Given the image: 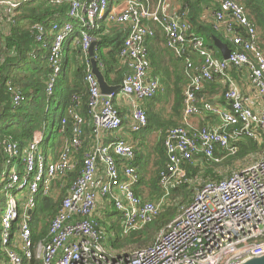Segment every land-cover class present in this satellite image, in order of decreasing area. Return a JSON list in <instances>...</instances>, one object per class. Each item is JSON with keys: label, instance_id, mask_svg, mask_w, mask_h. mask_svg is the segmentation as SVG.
Returning a JSON list of instances; mask_svg holds the SVG:
<instances>
[{"label": "built area", "instance_id": "built-area-1", "mask_svg": "<svg viewBox=\"0 0 264 264\" xmlns=\"http://www.w3.org/2000/svg\"><path fill=\"white\" fill-rule=\"evenodd\" d=\"M27 1L32 0H0V8L5 7L3 11L10 14ZM47 1L67 2L68 11L67 19L34 26V41L47 49L51 67L40 92L48 103L61 73L63 45L73 38L72 46L80 47L85 61L90 120L83 118L81 98L74 94L59 129L65 131L72 121L70 137L57 155L45 145L44 134L39 130L22 153L16 144H7V159L0 171V264H240L263 254L264 151L229 176L203 182L192 200L179 206L176 216L156 234L150 246L129 252L116 250L110 244L108 248L109 239L117 234L111 228L112 221H102L107 226L98 221L113 208L123 235H129L159 216L171 189L188 181L185 164H193L199 156L219 162L225 155L234 154L237 143L244 138L264 145V50L245 7L237 0H214L218 7L212 12L210 23L215 30H222L233 45L224 59L216 57L191 32L186 10L180 7L177 13H169L163 9L168 0H157L154 8L145 0H122L118 11L111 8L109 0ZM147 20L161 28L170 51L185 57L188 83L183 88L184 120L194 116L215 118L199 128L179 125L166 131L167 163L159 173L164 193L153 201L134 192L139 180L137 168L130 163L135 141L122 135L124 122L114 100L120 93L130 101L126 128L131 133L147 125L141 101L153 98L163 89L161 79L150 76L146 42L154 35V29ZM102 21L126 27L118 54L124 75L118 91L109 94L101 92L92 72L91 60L99 71L103 67L95 58L97 44L93 55H89V47L97 39L91 33ZM74 24L78 25L76 31ZM233 69L245 75L253 92L240 87L230 74ZM211 82L221 87L223 102L199 98V92ZM7 86L13 89L10 82ZM12 91L11 104L18 106L24 97L18 90ZM85 127L90 128L91 145L83 153L82 167L64 192L57 212L47 216V234L35 240L31 220L37 198L60 196L63 184L55 186L56 181L75 168L76 153L85 143ZM106 133L112 135L111 139H105ZM217 148L225 155L216 156Z\"/></svg>", "mask_w": 264, "mask_h": 264}, {"label": "trees", "instance_id": "trees-1", "mask_svg": "<svg viewBox=\"0 0 264 264\" xmlns=\"http://www.w3.org/2000/svg\"><path fill=\"white\" fill-rule=\"evenodd\" d=\"M150 1L155 2L157 0ZM181 2L183 7L185 6L188 9L191 32L201 37L205 45L213 50L216 57L220 58L221 55L213 44L214 37L220 39L226 43L229 48L233 49V45L223 36L221 31L215 30L211 23H203L200 20L202 6L206 3V0H181ZM67 11V2L62 4H50L47 0L22 2L19 6L14 8L10 14L0 11L1 17L6 19L8 24V30L0 33V171L2 170L1 164L3 162L5 163L7 159V153L5 151L7 144H16L17 150L22 153L24 148L32 140L34 132L39 130L44 133V128L48 123H50L51 126H56L57 133L60 136L58 145L52 148L49 147L50 136L45 140V145H48L51 151L53 150L54 152L56 149L55 147L61 145V137L62 139L63 137H65V139L70 137L72 121L68 122L65 131L60 132L59 129L61 127V119L66 114L67 107L72 105V95L78 94L80 96L82 102L80 113L86 121L89 122L90 120L86 108L88 90L84 80L85 61L80 47L72 46L73 38L70 39V37L63 45L64 58L61 63V73L56 79L54 91L48 103L43 93L40 92L44 88V83L46 79H48V75L51 74V67L46 58L47 49L37 45L34 41V35L36 33L34 26L39 23L46 24L50 20L67 19ZM145 22H150L149 24L154 29V35L149 37L146 42L151 64L150 75L158 76L161 79V83L163 84V96L169 97L171 108L168 118H164L157 112H146V110H144L147 116V125L157 126L161 129L165 128L164 137L160 142L161 146L164 148L166 131L171 127L184 125V123L181 122L183 119V116H181L183 108L182 86L185 82L188 83V77L187 79L186 77L185 79L182 78V76L178 74L177 69L176 72H173L174 74L172 73L173 69L179 67L185 74V64L181 62L182 57L172 55L166 47L163 48V46H161L165 44L166 38L157 24L150 20ZM77 29L78 25L74 24V30L76 31ZM241 31L242 29H239V32ZM91 34L97 38L95 58L103 65V67H101V73L104 82L109 86H115L119 89L124 75V67L120 63L118 54L125 33L119 31L117 26L109 28L104 22H100L98 29ZM262 34L264 38V31ZM76 35H74V37ZM159 46H161V48ZM263 47L262 44V49ZM31 54H34V58L31 57ZM232 72L235 73L237 71L233 69ZM7 82H10L12 88L21 92L24 97V100L18 106H13L11 104L13 89H8ZM182 83L184 84L182 85ZM118 89L116 91H118ZM214 120L215 118L210 116L201 121L202 124L205 125ZM202 124L199 126H202ZM86 131L88 132V129L85 127V133H87ZM85 137L86 141L84 147L81 148L75 156V168L56 181L55 186H58L60 183L63 184L60 196L56 199L41 196L37 198V207L34 210L31 221L33 239L35 240L43 238L47 234L48 223L46 221H48V219L46 218L43 223L42 218L57 212L64 192L71 185L82 167L83 153L91 145V142H88L89 135ZM59 151L57 153L54 152L55 155H57ZM263 151L264 145L258 144L251 138H244L237 143V149L234 154L225 155V153L219 151L218 148L215 150L216 156L225 155L224 159H226L221 162H215L211 159L199 156V160H196L193 164H185L186 178L188 181L171 189L170 196L165 200V205L159 216L141 229L133 231L129 235H124L123 239L119 240V244L112 239L109 240V244L112 245L113 248L122 249L124 252L150 246L154 242L157 232L166 228L167 224L176 216L178 213L177 206L179 204H188L192 200L195 190L203 182L221 180L229 176L234 170L232 168H226L229 171L223 173L221 168H225L226 166L232 167L234 162L239 160H241V162H247V156H254ZM164 152L166 154L165 148ZM130 163L133 165L134 161H130ZM165 166L160 167L156 171L155 177L150 180L151 190L149 192V198L143 199L153 201L162 197L164 189L159 184V173ZM199 179L200 183L194 188L190 181L195 180L197 182ZM137 183L135 184L136 186H138ZM136 186L134 192L139 196L141 192L138 191ZM2 205L3 201H0V210L2 209ZM112 215L113 214L109 212L106 217L111 219ZM98 221H101L102 225L107 226L106 222H102L105 221V219L102 220L99 217ZM111 221V228H114L116 231L118 229V219H112ZM39 222H42L41 227H39ZM151 224H153L152 227H149ZM33 264L40 263L33 262Z\"/></svg>", "mask_w": 264, "mask_h": 264}, {"label": "crops", "instance_id": "crops-1", "mask_svg": "<svg viewBox=\"0 0 264 264\" xmlns=\"http://www.w3.org/2000/svg\"><path fill=\"white\" fill-rule=\"evenodd\" d=\"M109 1L111 4V8H114L115 11L117 9L119 10V7L122 4V0H109ZM237 1L240 2L245 7V12H246L248 19L258 29H260L261 32H263L264 31V27H263L264 26V0H237ZM145 3L150 8H154L156 6V4H155L156 1L151 2L150 0H145ZM180 7H181L182 11L186 10V15H187V19H188V9L185 6L183 7L181 0H168L166 2V4L164 5L163 9L169 13H173V12L177 13V11H178V9H180ZM217 7H218V3L216 1L206 0V3H204L202 6V11L200 14V20L203 23H210L212 12L215 11L217 9ZM4 9H5V7H3V9H1V11H3ZM188 21H189V19H188ZM102 22H104L106 24L105 21H102ZM106 26L109 28H112L113 26H117L118 30L123 31L124 33L126 30L125 29L126 27L121 25V24L107 23ZM7 30H8L7 20L0 17V33L6 32ZM219 31H221L223 36L227 39L228 36L226 34H224L222 32V30H219ZM161 46H163V48L166 47L165 44H163ZM161 46H159V47L161 48ZM167 50L172 55H174V56L176 55L174 52L170 51L168 48H167ZM179 57H182L181 62L184 63L183 60L185 57L184 56H179ZM176 69L178 71V74H180L182 76V78L185 79V77H186V79H187V76L185 75L186 73L184 74V71H182V69L179 67L173 69L172 73L176 72ZM230 74L235 80L238 81L241 88L246 87L249 91L253 92L252 89H249V86L247 84V81H246L244 74H241L240 72L239 73L238 72H235V73L232 72ZM184 79H183V81H184ZM183 84L184 83H182V85ZM185 84H186V82H185ZM185 84L182 86V88H184ZM106 85L109 86L108 84H106ZM220 90H221V87H219L218 83H212V82L206 83L205 86L203 87V89L201 90L200 94H199V98L201 97L204 101L214 102V101L218 100V101L223 102V99L220 96ZM168 98L169 97H167V96H163V90H162L155 97L141 101V105L146 110V112L147 111L148 112H157V113L161 114L164 118H168L169 111L171 108V103H170L171 101ZM114 100L116 101V104L119 108L121 117H122L123 122H124V125L122 128V135L127 139H130V140L134 139V141H135V143H134V145H135L134 157L131 160V161H134L133 165L139 170V180L137 183L138 186H136V185L135 186H136V188H138V191L141 192V195H139V196L147 199V198H149V192L151 190V181L150 180H152L155 177L156 171L160 167H164L166 165V161H167L166 160V154L164 152V148L160 144L161 139L164 137V129L165 128L161 129L157 126L147 125V126L143 127L139 132L131 133L128 130V128H126V124L128 123V116H129L130 111H131L130 101L127 98L120 95V93H117ZM181 116H183L182 112H181ZM209 117L210 116H207L205 118H200V117L194 116V117H191V118L186 119V120H184V118H183L181 120V122L187 126L188 125L199 126L202 124V121H201L202 119L204 120V119L209 118ZM199 127H201V126H199ZM86 129H88V132L86 131L87 133H85V136L88 137V135H89V141H90L91 132L89 133L90 129L88 127H86ZM84 132H85V128H84ZM148 133L150 135V138L147 136ZM117 134H120V131ZM104 137L106 140H109V139H111L112 135L110 133H106ZM66 139H68V138H66ZM66 139H65V137H63V139L61 137V141H62L61 145L58 147H55L56 148L54 150L55 153H57L61 149V147L63 146ZM149 139L153 141V144L148 146L147 140H149ZM85 141H86V137H85ZM159 144H160V147H159ZM51 148H50V150H51ZM52 152H53V150H52ZM106 215L107 214H102V216H104V217H102V220L105 219V221H111L112 219L116 218V217L112 216L111 219H109L106 217ZM118 221H120L119 217H118Z\"/></svg>", "mask_w": 264, "mask_h": 264}, {"label": "rangeland", "instance_id": "rangeland-1", "mask_svg": "<svg viewBox=\"0 0 264 264\" xmlns=\"http://www.w3.org/2000/svg\"><path fill=\"white\" fill-rule=\"evenodd\" d=\"M0 10H1V8H0ZM0 17H1V15H0ZM2 18V17H1ZM256 29H257V32H258V35H259V40H260V43H261V46H262V44H263V46H264V38H263V34H262V32H261V30L260 29H258L257 27H256ZM263 49H264V47H263ZM163 90V89H162ZM161 90V91H162ZM159 93V92H158ZM44 140H46L49 136H50V138H49V147H53V146H56V145H58V143H59V141H60V136L58 135V133H57V130H56V126H51V124L50 123H48L46 126H45V128H44ZM149 138H150V135H149V133H148V135H147ZM151 144H153V141L152 140H147V145L149 146V145H151ZM248 158V160H246L247 162H241V160H239V161H235L234 162V164H233V166L231 167V166H226L225 168L223 167V168H221V170H222V172L224 173V172H228L229 170L228 169H226V168H229V169H233V170H236L237 168H239V167H241L242 165H245V164H247L248 162H252V161H254L256 158H257V155H254V156H252V155H250V156H247ZM226 159V158H225ZM225 159H223V160H225ZM222 160V161H223ZM1 182H2V176H0V184H1ZM191 182V184L193 185V187L194 188H196V186L200 183V179L196 182L195 180L194 181H190ZM181 205H185V204H179L178 206H177V210H179V206H181ZM112 211H114V210H112ZM47 216V215H46ZM112 216H114V217H116L115 219H118V217H117V214L114 212L113 213V215ZM47 218V217H46ZM44 220H46V219H44ZM43 220V221H44ZM118 222V221H117ZM41 225H42V223L39 225V227H41ZM152 225L153 224H151L149 227H152ZM116 232V236L112 239V240H114V241H117L118 242V244H119V240H121V239H123V237H124V235H123V233H122V227H121V224L120 223H118V229L115 231ZM158 233V232H157ZM118 236V237H117ZM110 239V240H111ZM107 246H108V248H109V243H107ZM115 248V247H114ZM116 250H121V251H123L122 249H117V248H115Z\"/></svg>", "mask_w": 264, "mask_h": 264}, {"label": "water", "instance_id": "water-1", "mask_svg": "<svg viewBox=\"0 0 264 264\" xmlns=\"http://www.w3.org/2000/svg\"><path fill=\"white\" fill-rule=\"evenodd\" d=\"M96 43H91L89 47V55H93V47ZM214 46L219 50L220 55L222 58L226 59L229 56L230 53V48L227 46L226 43L222 42L220 39L214 37L213 40ZM91 66H92V72L95 74L99 85L101 92L104 94H109L111 92H116L118 89L115 86H107L106 83L104 82L103 75L101 71L96 66V62L94 60H91ZM240 264H264V253L259 255V256H254L251 258L246 259L245 261L241 262Z\"/></svg>", "mask_w": 264, "mask_h": 264}, {"label": "bare ground", "instance_id": "bare-ground-1", "mask_svg": "<svg viewBox=\"0 0 264 264\" xmlns=\"http://www.w3.org/2000/svg\"><path fill=\"white\" fill-rule=\"evenodd\" d=\"M201 92V91H200ZM200 92H199V94H200ZM185 126H187V125H185ZM192 125H188L187 127H191ZM193 127H197V128H199V126H193ZM257 155H259V154H257ZM224 159V158H223ZM223 159H221V161L223 160ZM221 161H219V162H221ZM138 170V169H137ZM138 175H139V170H138ZM112 210H114L113 208L111 209V211H109V212H111V214H113L115 211H112ZM107 214H109L108 212H107ZM46 217L47 216H45V218H42V221L44 220V219H46ZM32 221V220H31ZM41 221V220H40ZM110 240V239H109Z\"/></svg>", "mask_w": 264, "mask_h": 264}]
</instances>
